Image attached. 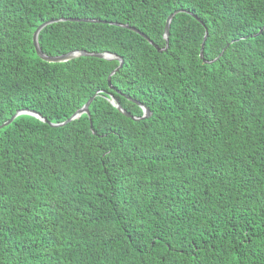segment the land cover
Instances as JSON below:
<instances>
[{"label":"trees","instance_id":"obj_1","mask_svg":"<svg viewBox=\"0 0 264 264\" xmlns=\"http://www.w3.org/2000/svg\"><path fill=\"white\" fill-rule=\"evenodd\" d=\"M180 9L163 52L111 23L164 48ZM62 18L106 22L43 52L121 57L114 89L117 59L37 55ZM263 28L264 0H0V125L99 92L0 129V264H264Z\"/></svg>","mask_w":264,"mask_h":264},{"label":"water","instance_id":"obj_2","mask_svg":"<svg viewBox=\"0 0 264 264\" xmlns=\"http://www.w3.org/2000/svg\"><path fill=\"white\" fill-rule=\"evenodd\" d=\"M179 12H184V10L180 9V10H176L174 13L170 14L167 18V21H166V25H165V29H164V38L166 40V45L164 48H160L158 45L154 44L152 40H150V38L143 32H141L139 29H137L136 27H133V26H130L129 24H120V23H116V22H111L112 24H115V25H119V26H122V27H125L127 29H130L138 34H140L142 37H144L145 39H147L151 44L154 45V47L159 51V52H163V51H166L169 47V35H170V26H171V22L174 18V16L179 13ZM191 13V12H190ZM192 14V13H191ZM60 20H71V21H85V22H94V23H98V22H106V21H101V20H98V19H91V18H69V19H66V18H62V19H55V20H49L47 22H44L43 24H41L37 29L36 31L34 32L33 34V41H34V46H35V49H36V52H37V55L42 58L43 60L47 61V62H53V63H58V62H66V61H69V60H72L74 58H77L79 56H95V57H98V58H104V59H117L120 61V64L117 68H115L110 76H109V85L112 89H114L112 83H111V78L112 76L117 73L122 67H123V59L119 56H116L115 54H112V53H90V52H86V51H83V50H74V51H71L69 53H66V54H62V55H57V56H49L47 54H45L42 50V48L40 47V43H39V34L41 32V30L43 28H45L46 26L52 24V23H55L57 21H60ZM264 31V28L262 30H260L259 33L256 34L259 35L261 34L262 32ZM207 36H208V30H206V33H205V37H204V41L202 43V47H201V58L204 59V47H205V42H206V39H207ZM226 49V48H225ZM224 49V50H225ZM224 50L221 52L220 56L223 54ZM212 62V61H211ZM99 94V92H96L86 103L85 105L80 108L79 110L76 111V113H74L69 119L63 121V122H60V123H53V122H50L46 117H43L40 113H37L35 111H32V110H28V109H21V110H18L17 113L12 117L10 118L8 121H6L5 123H3L2 125H0V129H2L3 127L11 124L15 118H17L19 115H22V114H30V115H33L35 117H38L39 119H41L42 121L44 122H47L49 123L51 126H54V127H60V126H64L66 124H68L69 122L73 121L74 119H77L79 118L81 115L83 114H88L90 115V110H89V107L92 103V101L94 100V98ZM129 100H131L132 102L136 103L138 106L142 107L143 109V115L142 116H134L133 114H131L130 112H128L119 102V100L114 96V95H111V102L118 108L119 111H121L125 116L129 117V118H132L133 120H141V119H144L146 117H148L150 115V111L149 109L143 104L141 103L140 101L130 97V96H126Z\"/></svg>","mask_w":264,"mask_h":264}]
</instances>
